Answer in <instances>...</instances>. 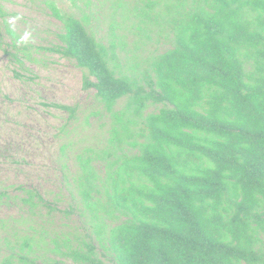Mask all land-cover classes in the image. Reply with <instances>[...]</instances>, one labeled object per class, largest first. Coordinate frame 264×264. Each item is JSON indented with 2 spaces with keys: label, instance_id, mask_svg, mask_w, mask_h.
<instances>
[{
  "label": "trees",
  "instance_id": "trees-1",
  "mask_svg": "<svg viewBox=\"0 0 264 264\" xmlns=\"http://www.w3.org/2000/svg\"><path fill=\"white\" fill-rule=\"evenodd\" d=\"M139 1L113 4L109 45L54 9L64 27L51 51L85 71L108 138L78 155L68 210L24 186L2 192L27 228L2 238L0 264H264V0ZM119 30L146 54L127 70ZM7 32L16 61L31 59ZM151 33L171 47H145Z\"/></svg>",
  "mask_w": 264,
  "mask_h": 264
},
{
  "label": "rangeland",
  "instance_id": "rangeland-1",
  "mask_svg": "<svg viewBox=\"0 0 264 264\" xmlns=\"http://www.w3.org/2000/svg\"><path fill=\"white\" fill-rule=\"evenodd\" d=\"M116 1L0 0V195L6 192L14 197L16 189L24 186L40 192L61 211L73 204L70 193L76 194L73 176L80 168L78 155L88 147H104L111 118L98 103L95 91L84 88L85 71L75 61L51 51L61 44L58 35L64 27L54 9L63 17L81 19L97 39L109 45ZM122 1L128 7L136 3ZM139 2L145 5L148 1ZM7 28L16 33L18 45L27 48L31 59L18 53L21 61L17 62L12 56L17 52ZM116 32L126 33L124 45L117 40V52L120 65L127 70L130 63L141 61L146 54L136 50L135 33ZM150 35L148 49L171 47L165 39L158 42L156 33ZM129 58L133 60L127 61ZM53 105L77 108L75 118ZM123 106L124 101H120L117 107ZM94 165L97 171L104 170V162ZM21 214L20 205L0 197V260L2 238L27 228L13 222ZM61 218L56 212L52 234L59 230ZM2 221L7 222L4 229ZM72 221V226H81L84 219L76 213Z\"/></svg>",
  "mask_w": 264,
  "mask_h": 264
}]
</instances>
